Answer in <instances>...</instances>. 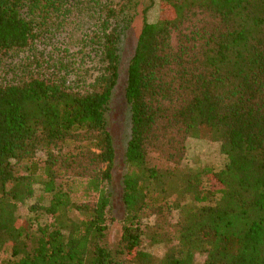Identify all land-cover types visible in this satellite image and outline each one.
Returning a JSON list of instances; mask_svg holds the SVG:
<instances>
[{
    "label": "trees",
    "instance_id": "1",
    "mask_svg": "<svg viewBox=\"0 0 264 264\" xmlns=\"http://www.w3.org/2000/svg\"><path fill=\"white\" fill-rule=\"evenodd\" d=\"M136 1L0 0V264H264V0H158L152 22L143 9L124 217L117 246L105 241V111ZM202 137L222 168L182 166ZM36 185L48 201L21 218Z\"/></svg>",
    "mask_w": 264,
    "mask_h": 264
},
{
    "label": "rangeland",
    "instance_id": "2",
    "mask_svg": "<svg viewBox=\"0 0 264 264\" xmlns=\"http://www.w3.org/2000/svg\"><path fill=\"white\" fill-rule=\"evenodd\" d=\"M147 7L146 19L150 22L155 21L160 13L158 0H138L129 5L126 9L125 19L118 23L120 25V35L118 39V78L113 87L109 103L106 107L105 117L107 128L113 140L115 150L114 164L112 168L111 181L107 185L110 196L108 214L110 220L106 231L105 241L109 246H117L122 219L124 217V206L122 202L123 176L128 170L125 160V149L130 137V106L125 96V86L127 78V67L133 54L137 36L144 20L143 9ZM226 158L221 152L218 141L208 138H188L186 142V154L182 160V166L188 168H199L209 165L214 169L224 166ZM49 196L44 194L39 185L35 186L33 195L24 203L18 206L16 213L25 218L34 212L29 210L31 204L37 206L45 205ZM41 210V209H40ZM178 211L171 210L170 219L175 220ZM45 221L44 216L41 217ZM149 222L152 218L147 219ZM147 250L155 255H162L165 247L154 245L147 247ZM8 256V254H5ZM204 254L196 253V264H202Z\"/></svg>",
    "mask_w": 264,
    "mask_h": 264
}]
</instances>
